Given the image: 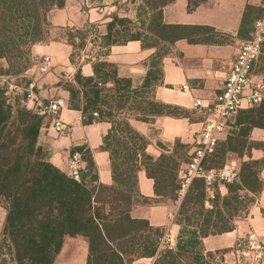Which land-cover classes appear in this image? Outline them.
I'll return each mask as SVG.
<instances>
[{
	"label": "trees",
	"instance_id": "16d2710c",
	"mask_svg": "<svg viewBox=\"0 0 264 264\" xmlns=\"http://www.w3.org/2000/svg\"><path fill=\"white\" fill-rule=\"evenodd\" d=\"M203 1L187 0V9ZM172 2L145 0L139 15L147 14L148 19L140 32L132 33V23L127 19L114 17L107 25L105 49L137 40L143 48L156 50L139 88H132L129 79L119 78L117 67L105 60L92 64V77L77 71L72 81H60L68 95L67 107L81 112L85 123L98 118L111 125L100 147L109 155V186L98 184L88 149L72 152H81L84 162L79 181L49 163L37 146L43 117L27 108L25 93L20 92L11 101L7 87H0V206L5 210L0 264H54L64 238L78 235L88 243L86 264H132L152 257L154 264H181L182 258L202 257L203 238L233 231L235 220L245 216L253 196L261 192L258 161L241 162L238 180L233 184L217 181L212 198H208L202 179L193 180L178 205L176 222L181 231L175 249L159 250L158 239L164 230L150 227L146 220L131 218L134 206L151 202L139 194L137 172L144 170L153 181L156 196L176 201L180 166L188 163L189 155L187 146L176 142L171 152H162L153 159L146 152L147 140L130 126L129 118L149 122L155 117L186 116L178 107L153 100L154 88L162 78L161 61L167 53L164 45L181 39L193 44L214 43L218 36L210 27L163 24L162 10ZM64 4L65 0H0V61L4 63L0 65V78L21 75L32 66L24 58L31 55L34 44L49 39L48 14ZM263 12L247 7L240 32L248 30ZM85 38L82 31L66 32L74 51L83 47ZM256 64L263 72L264 43L249 72ZM233 125L238 131H231L217 142L214 153L204 160L206 170L221 168L231 153L241 157L249 154L252 146L264 149L263 143L251 144L247 139L252 129L264 130V100L240 110ZM220 188L225 189L224 195ZM184 235L190 236L187 243L195 242L199 249L194 257L188 244H180Z\"/></svg>",
	"mask_w": 264,
	"mask_h": 264
},
{
	"label": "crops",
	"instance_id": "0c3cea01",
	"mask_svg": "<svg viewBox=\"0 0 264 264\" xmlns=\"http://www.w3.org/2000/svg\"><path fill=\"white\" fill-rule=\"evenodd\" d=\"M144 1L65 0L63 8L53 9L48 14L49 39L31 47L32 66L18 76L26 78L25 82L34 84L35 99L26 98L25 104L28 109L35 110L39 103L64 100L65 105L60 110V118L68 124V131L64 135H58L49 119L43 117L37 146L42 149L49 163L66 175L67 161L73 150L84 148L91 153L98 184L106 186L112 184L109 155L100 149L102 138L111 128L110 123L98 118L92 123H85L81 112L67 107L68 95L62 89L60 81L65 79L64 73L68 68L73 71L72 78L77 71L84 77H92V64L97 60H105L117 67L119 78L129 79L132 88H139L148 71L149 59L156 50L143 48L141 42L137 40L105 49L104 39L107 25L114 17L129 20L133 26L131 32H140L148 19L147 14L139 15V9ZM263 4L264 0H204L196 8L188 10L187 0H173L163 8V24L210 27L218 36L214 43L193 44L181 39L173 45H164L167 53L161 61L162 78L154 88L153 100L178 107L187 114L182 117H155L149 122L129 118L130 126L147 140L146 152L153 159H157L162 152H171L176 142L186 145L187 155H190L197 134L208 117V108L220 94L226 74L234 63L241 44L253 35L254 24L248 30L240 32L243 14L247 7L261 8L264 11ZM89 28H93L96 38L92 46L90 42L85 44V38L83 47L92 54V58L82 60L80 51H74L67 42L66 32L78 30L87 34ZM44 55L52 59V66L48 72L40 74L37 71V64ZM263 77L264 71L249 72L251 86L255 84L252 89L257 86L264 87ZM257 78L260 81H255ZM1 79L4 80L3 77L0 81ZM16 85L19 90L14 91L18 92L15 94H21L25 87L21 84ZM183 86L186 88L183 89ZM196 100L201 101L203 109L194 108ZM231 128L233 132L238 131L234 125ZM229 133L231 131L227 135ZM227 135L220 140H224ZM247 139L251 144H264V130L252 129ZM74 153L82 155L78 151ZM232 155L239 161V165L247 160L258 161L261 164L259 176L263 188L253 196L245 216L235 220L233 231L202 239L205 253L230 251L239 246L248 233H254L259 240H264V149L252 146L247 155L241 157ZM184 166L185 164H181L180 170ZM137 188L139 194L151 202L134 206L131 218L146 220L150 227L163 229V234L170 235L172 249H175L180 232V226L176 222L179 203L156 196L153 181L142 169L137 172ZM220 191L222 195L225 194L224 188H220ZM88 253L89 247L85 237L80 235L65 237L54 264H86ZM142 260L143 258L138 259L132 264H140Z\"/></svg>",
	"mask_w": 264,
	"mask_h": 264
},
{
	"label": "built area",
	"instance_id": "2783aa9c",
	"mask_svg": "<svg viewBox=\"0 0 264 264\" xmlns=\"http://www.w3.org/2000/svg\"><path fill=\"white\" fill-rule=\"evenodd\" d=\"M264 8V4H263ZM96 33L93 28H89L86 34L85 44L90 42V46ZM264 43V15L255 21L252 38L241 44L234 63L228 70L224 79L223 87L215 102L208 108V117L205 119L201 131L197 134L195 151L191 152L190 159L184 168L179 171V186L176 191L177 202L183 199L191 182L195 179H202L208 198L213 197V184L220 181L224 184H233L238 180V169L234 164L226 163L219 169L206 170L204 160L207 156L214 153L218 135L225 128L227 121L240 110L251 107L264 100V87L257 86L255 89L250 87L249 69L257 61L262 45ZM85 46V45H84ZM82 60H90L92 54L82 47L80 50ZM52 66V59L44 55L37 64V71L40 74L48 72ZM72 70L68 68L64 75L67 81H72ZM183 89L186 87L183 86ZM8 90H19L18 85L9 84ZM34 84L28 83L23 89L27 99H35ZM65 105L63 99L55 101L39 103L35 111L41 117L49 119L54 131L58 135H64L68 131V124L64 123L60 118V110ZM194 108L203 109L200 100L194 102ZM97 117L96 113H93ZM84 169V162L79 153L70 155L67 161L68 176L73 180L79 181L81 172ZM172 240L169 234H163L158 239V249H172ZM246 248L255 254L257 259L255 264H264L262 255V244L254 233H248L246 237ZM155 258H145L140 264H154Z\"/></svg>",
	"mask_w": 264,
	"mask_h": 264
},
{
	"label": "rangeland",
	"instance_id": "374dc122",
	"mask_svg": "<svg viewBox=\"0 0 264 264\" xmlns=\"http://www.w3.org/2000/svg\"><path fill=\"white\" fill-rule=\"evenodd\" d=\"M79 43H80L79 39L75 40V44L78 45ZM24 59H27L26 63H28V64L33 63L31 61L30 55ZM23 61H25V60H23ZM3 64L4 63L2 61H0V65H3ZM260 68L261 67L259 66V64H256L253 71L258 72L260 70ZM18 76L19 75L9 76V77L5 76V77H3L4 80L1 79V81H0V87L1 86L7 87V97L9 99H11V101H13L14 97H16V95H19V94H15L18 92L9 91L8 85L9 84H19V85L21 84L22 86L26 87L28 84V82H25V81H27L26 78H24V79L19 78ZM64 80H65V82L67 81L66 79H64ZM255 81H260V79L257 78V79H255ZM67 82H70V81H67ZM254 85L251 86V83H250L251 88L255 87ZM237 115H238V113L233 115L231 118H229V120L227 121L225 130L221 134L218 135V141L220 139H222L223 137H225L228 132L233 131V128H231V127L233 126L234 120L236 119ZM196 148H197V145L195 143V144H193L191 152L195 151ZM190 155H191V153H190ZM190 155H189V159H190ZM233 160H236V159L234 158V156L232 154H229L227 156V161L224 162V164H226V163L234 164L235 167H237V169H238L239 168V161L236 160V162L235 161L233 162ZM216 182L217 181H215L214 184ZM214 184H213V187H214ZM4 218H5V210H4L3 205H1L0 206V239H1V232H2V228H3V224H4ZM180 231H181V228H180ZM189 239H190L189 235H186V236L184 235L182 237V239L180 240V244H181V246H184V247H186L188 244V246H190V250H192V252H190V253H192V256H193L198 252L199 249L197 248V245L195 244V242L190 243V244L187 243L189 241ZM259 241L262 244V250L261 251H262L263 258H264V240H259ZM197 257H198V259H191V260H187L186 258H182L180 263L181 264H183V263L184 264H255L257 261V259H255V254L251 251H248V249L246 248V238L241 243H239V246H236L235 248H233L232 250H230L228 252L218 251V252H214V253H204V254H202V257L201 256L200 257L197 256Z\"/></svg>",
	"mask_w": 264,
	"mask_h": 264
}]
</instances>
